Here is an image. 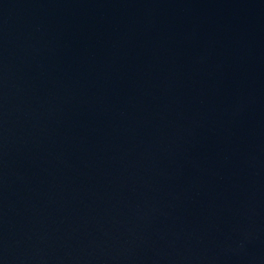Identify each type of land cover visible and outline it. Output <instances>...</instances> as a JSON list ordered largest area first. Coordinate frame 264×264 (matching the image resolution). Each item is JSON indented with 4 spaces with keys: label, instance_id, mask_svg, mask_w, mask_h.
Listing matches in <instances>:
<instances>
[{
    "label": "water",
    "instance_id": "95a60500",
    "mask_svg": "<svg viewBox=\"0 0 264 264\" xmlns=\"http://www.w3.org/2000/svg\"><path fill=\"white\" fill-rule=\"evenodd\" d=\"M0 264H264V0H0Z\"/></svg>",
    "mask_w": 264,
    "mask_h": 264
}]
</instances>
